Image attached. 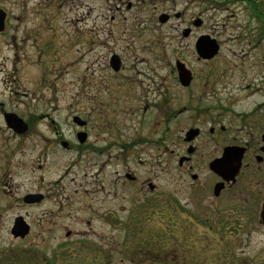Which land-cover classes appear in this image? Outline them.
<instances>
[{
    "label": "flooded vegetation",
    "instance_id": "flooded-vegetation-1",
    "mask_svg": "<svg viewBox=\"0 0 264 264\" xmlns=\"http://www.w3.org/2000/svg\"><path fill=\"white\" fill-rule=\"evenodd\" d=\"M106 2L113 3L116 12L123 6L127 11L133 10L134 22L138 13L146 12L145 22H155L154 28L168 27L176 31L177 37L167 33L169 38L165 39L180 40L181 52L170 57L163 54L159 56L160 60L155 59L161 65H155L149 73L155 74L160 66L169 68L170 83L164 90L157 86L150 89L148 84L144 96L138 97L140 114L135 105L137 98L131 91L135 75L129 71L125 76L126 88L118 83L112 86L113 92L107 88L110 92L103 100L88 97L90 109L94 110L96 105L101 110L100 115L94 118L92 112L86 121L77 113L72 115L71 123L78 129L74 133L77 143L74 147L64 143L63 147L87 156L86 171L92 174V182L87 183L89 190L84 195L89 202L81 204L76 211L85 213L88 218L83 230L71 231L55 224L48 231L53 233L54 264H264V250L252 256L251 240L253 233H264V103L248 111H235L231 95L227 93L226 99L221 98L217 88L220 87L222 92L228 89V60L222 56L223 42L217 33L205 32L207 28L215 30L219 27L224 31L231 30L228 42L262 51L257 57L262 61L261 69L251 74L258 77L264 73V45H257L254 39L264 30V0ZM4 3L0 0V11L4 14L0 37L9 28V14L4 7L11 6L13 0H4ZM223 13L226 14L224 18L217 19V14ZM203 37H209L217 45V54L211 59H204L197 53V42ZM108 53L107 68L115 75L124 71V59L111 49ZM188 58L205 66L213 64V71L202 70L198 87L194 85L195 72L185 62ZM177 63L191 74V83L187 87L179 83ZM113 67L119 69L115 71ZM174 74L179 84L177 88L190 95L184 103L176 101L178 91L173 89ZM252 80L245 89L259 81ZM128 100L132 108L130 106V112H125ZM6 105L0 100V201L6 203L0 206V219L1 213L12 210L13 205L21 209L44 206L47 200L42 184L37 191L23 194L19 184L15 187L17 193L10 196L5 178L10 172L18 179L24 176L26 166L23 167L21 161L13 165V159L23 156L24 143L34 135L38 119L23 117ZM150 110L153 112L144 120ZM8 116L20 119L26 126L24 132L9 126ZM74 117H79L85 125L78 127L73 123ZM91 119L98 123L93 124ZM127 121L134 123L130 136L124 133V122ZM114 130L118 131L117 135ZM81 132L86 135L82 143L77 139ZM10 140H16L17 144L11 146ZM142 157L154 169L145 175L155 172L156 177V172L160 171L167 177L169 193L163 202L155 196L158 186L150 177L141 179L132 170L135 163L142 164ZM110 163L123 174L122 181L114 188L113 200L127 205L116 211L109 207V183L102 181L103 170ZM30 196H38L39 200ZM59 204H62L61 200ZM41 216L35 238L40 247H45V211ZM156 218L166 221L167 233L165 239H161L162 243L156 233L145 230L151 229ZM17 220H22L29 228V234L24 238L12 235ZM93 222L99 224V229H93ZM104 227L107 229L103 230ZM110 227L119 233H109ZM31 233L34 230L28 214H18L11 219L9 234L13 241L25 242ZM26 249L21 250L23 255L28 253ZM12 254L11 249H0V264H11L7 258ZM38 258L41 264H46L43 253L39 252Z\"/></svg>",
    "mask_w": 264,
    "mask_h": 264
},
{
    "label": "rangeland",
    "instance_id": "rangeland-1",
    "mask_svg": "<svg viewBox=\"0 0 264 264\" xmlns=\"http://www.w3.org/2000/svg\"><path fill=\"white\" fill-rule=\"evenodd\" d=\"M2 2L5 5L4 0ZM4 8L9 14V28L7 33L0 37V100L7 104L9 110L23 117L31 116L38 119L34 125V135L24 143L23 156L13 159V165L21 161L22 166H26L24 176L18 179L10 172L5 182L9 186L10 196L17 193L15 187L19 184L22 185L21 194L27 191L35 192L42 184L47 200L44 206L36 205L21 209L13 205L12 210L1 213L0 249H11L13 253L19 254L22 249L29 247L25 255L30 254V257L38 258L41 252L46 258V264L49 262L54 264L53 233L49 234L48 231L55 224L67 227L71 231L83 230L86 228L84 222L88 218L85 213L76 211L81 204L89 202L84 195L89 190L87 183L92 182V174L86 171L87 156L63 147L64 143L71 147L77 143L74 133L78 129L71 123L72 115L77 113L85 121L87 117L90 118L92 112L94 118L100 115L101 110L96 105L93 106L94 110L90 109L88 97L103 100L107 98V92H113L112 86L118 83H121L122 87L127 86L125 76L129 75V71L135 75L131 91L135 99L137 98L135 105L136 108L139 107L140 114L142 110L138 97L144 96L148 84L150 89L157 86L163 87L164 90L170 83L169 68L164 69L160 66L155 74L149 73L152 67L161 65L155 59L160 60L159 56L163 54L170 57L174 53H180L181 45L180 40L172 42L165 39L171 34L175 37L176 31H171L167 29L168 27L154 28L155 22L150 24L145 22L146 12L138 13L136 15L138 19L134 22L133 10L127 11L123 6L116 12L114 4H107L106 0L75 2L62 0V3L60 0H13L11 6ZM225 15L217 14V19L224 18ZM205 32L217 33L219 40L223 42L222 56L228 60L227 67L230 70L226 80L228 89L222 92L220 87L217 88L221 98L226 99L227 93L231 95L235 111H248L255 105L264 103V73L256 78L251 76L252 72L261 69L262 61H258L257 57L262 51L248 50L228 42L231 30L224 31L219 27L215 30L207 28ZM109 49L124 59V71L117 75L107 68ZM156 54L158 57H154ZM185 62L195 72V87L200 85L202 70L213 71V64L205 66L195 63L192 58ZM175 77L174 74L173 89L175 92L178 91L176 101L184 103L190 95L177 88L179 84ZM251 80L259 81L245 89ZM129 102L130 100L127 101L125 112H130L132 108ZM152 112L150 110L145 117L142 115L140 118L144 117L145 120ZM91 121L93 124L98 123L92 119ZM124 123V133L127 136L132 135L134 123L128 121ZM117 133L118 131L114 130V134ZM58 138L61 141L57 142ZM16 144V140H10L11 146ZM141 160L142 164L135 163L136 166L132 170L141 179L150 177L158 186L155 196L159 201L166 200L169 193L166 175L161 173L159 168L156 177L155 172L150 176L145 175L154 169L145 163L144 157ZM111 164L103 170L102 181L109 183L111 192L109 207L116 211L127 205L113 200V193L116 191L114 188L122 181L123 174L120 168ZM5 204L4 201H0V206ZM43 211L46 213L47 233L45 247H40L35 236ZM18 214H28L34 230L30 239L22 243L13 241L9 234L11 219ZM159 218L151 224V229L145 230L152 231L154 235L156 233L158 241L162 243L161 239H165L167 228L165 219ZM92 227L97 230L99 224L93 222ZM106 229L107 227L103 228ZM108 232L119 233L113 232L111 227ZM251 240L252 256L255 257L264 250V233H253Z\"/></svg>",
    "mask_w": 264,
    "mask_h": 264
},
{
    "label": "water",
    "instance_id": "water-1",
    "mask_svg": "<svg viewBox=\"0 0 264 264\" xmlns=\"http://www.w3.org/2000/svg\"><path fill=\"white\" fill-rule=\"evenodd\" d=\"M163 22V20H161ZM3 23H4V14L3 12L0 11V30L3 28ZM197 48V53L199 54L200 57L204 59H211L213 58L218 51L217 45L215 44V41L211 40L209 37H203L201 38L196 45ZM115 71H117L119 68L118 67H113ZM177 72H178V78H179V83L183 87H187L191 83V74L189 71L185 69V67L177 63ZM9 120V126H11L14 130H21L20 132H24L26 126L23 124V122L18 119L16 116H8ZM73 123L77 124L78 127H82L85 125V123L79 118V117H74ZM19 128V129H17ZM85 133H78L77 134V139L79 142H83L85 140ZM32 198L36 197L35 201L39 200L38 196H30ZM31 203L33 201H30ZM12 235L14 238H24L27 236L29 233V228L23 222L22 220H17L16 224L13 227Z\"/></svg>",
    "mask_w": 264,
    "mask_h": 264
},
{
    "label": "trees",
    "instance_id": "trees-1",
    "mask_svg": "<svg viewBox=\"0 0 264 264\" xmlns=\"http://www.w3.org/2000/svg\"><path fill=\"white\" fill-rule=\"evenodd\" d=\"M261 32V35L257 37V39H254L257 45H262L263 43L262 36H264V30ZM7 260H9L11 264H41L37 257H30V254L28 256L25 254L23 255L22 251L19 254L13 253L7 258Z\"/></svg>",
    "mask_w": 264,
    "mask_h": 264
}]
</instances>
